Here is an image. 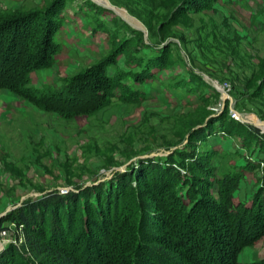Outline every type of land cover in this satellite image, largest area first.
Wrapping results in <instances>:
<instances>
[{
  "label": "rangeland",
  "instance_id": "1",
  "mask_svg": "<svg viewBox=\"0 0 264 264\" xmlns=\"http://www.w3.org/2000/svg\"><path fill=\"white\" fill-rule=\"evenodd\" d=\"M54 1L0 0V17H40ZM94 1L65 0L51 39L28 32L45 58L23 69L22 85L0 81V220L25 201L106 189L114 173L172 156L182 176L208 182L216 205L231 179L233 210L249 209L228 264H264V227L253 226L264 224L253 216L264 211V0L195 10L181 0ZM69 94L88 100L80 113L57 112L53 101ZM230 112L238 120L227 128ZM254 123L260 139L239 134ZM197 160L204 172L190 169Z\"/></svg>",
  "mask_w": 264,
  "mask_h": 264
},
{
  "label": "trees",
  "instance_id": "2",
  "mask_svg": "<svg viewBox=\"0 0 264 264\" xmlns=\"http://www.w3.org/2000/svg\"><path fill=\"white\" fill-rule=\"evenodd\" d=\"M215 1L181 0L180 8L195 10ZM64 3L55 0L40 17H0V81L20 78L22 85L27 74L23 69L45 58L46 46L43 44L37 53L28 34L51 39L59 28L53 17ZM6 44L7 51L2 52ZM159 65L161 68L162 63ZM78 86L76 80L72 88ZM71 95L53 101L58 113H68L60 110L69 108L80 113L79 109L88 103L72 100ZM46 99L41 96L39 101ZM233 124L229 114L222 120L227 128ZM243 126L239 134L260 139L256 128ZM197 138L192 134L190 140ZM205 163L190 161V169L204 172ZM180 168L172 156L161 165L140 162L123 173H114L106 189L99 185L23 202L0 220V230L8 221L15 226L12 232L20 228L24 237L19 247L5 245L0 251V264H228L239 251L243 236L240 229L249 208L233 210L230 201L235 187L231 179L224 181L227 193L222 204L216 205L211 197L208 199V182L182 176ZM197 193L207 200H198ZM256 208H264V202L257 201ZM253 216L264 219V211ZM253 226L263 231L264 224Z\"/></svg>",
  "mask_w": 264,
  "mask_h": 264
},
{
  "label": "built area",
  "instance_id": "3",
  "mask_svg": "<svg viewBox=\"0 0 264 264\" xmlns=\"http://www.w3.org/2000/svg\"><path fill=\"white\" fill-rule=\"evenodd\" d=\"M231 116L230 118L231 119H235V120H238V117H237V114L234 113V112H230ZM13 228H15V226L13 225L12 226ZM23 233L21 231V229L19 228V230H16L15 231V234L12 232V228L10 227H6L2 230H0V241L1 242H4V243H7V244H17L16 242L21 243L23 241ZM6 244V245H7Z\"/></svg>",
  "mask_w": 264,
  "mask_h": 264
},
{
  "label": "water",
  "instance_id": "4",
  "mask_svg": "<svg viewBox=\"0 0 264 264\" xmlns=\"http://www.w3.org/2000/svg\"><path fill=\"white\" fill-rule=\"evenodd\" d=\"M246 122H247V121H246ZM258 124H259V125H263V124H261V123H258ZM259 125H257V123H254V124H253V127H255V128H260ZM263 126H264V125H263Z\"/></svg>",
  "mask_w": 264,
  "mask_h": 264
},
{
  "label": "bare ground",
  "instance_id": "5",
  "mask_svg": "<svg viewBox=\"0 0 264 264\" xmlns=\"http://www.w3.org/2000/svg\"><path fill=\"white\" fill-rule=\"evenodd\" d=\"M93 1H94V0H93ZM94 2H95V1H94ZM123 16L128 18V16H127L125 13H123Z\"/></svg>",
  "mask_w": 264,
  "mask_h": 264
}]
</instances>
